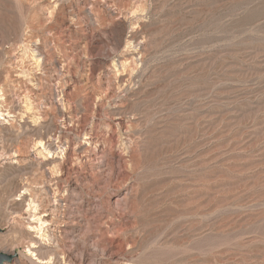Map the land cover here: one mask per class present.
I'll return each mask as SVG.
<instances>
[{
  "label": "rangeland",
  "instance_id": "374dc122",
  "mask_svg": "<svg viewBox=\"0 0 264 264\" xmlns=\"http://www.w3.org/2000/svg\"><path fill=\"white\" fill-rule=\"evenodd\" d=\"M2 264H264V0H0Z\"/></svg>",
  "mask_w": 264,
  "mask_h": 264
},
{
  "label": "water",
  "instance_id": "95a60500",
  "mask_svg": "<svg viewBox=\"0 0 264 264\" xmlns=\"http://www.w3.org/2000/svg\"><path fill=\"white\" fill-rule=\"evenodd\" d=\"M12 258L13 255L0 251V264H2L5 261H10Z\"/></svg>",
  "mask_w": 264,
  "mask_h": 264
}]
</instances>
